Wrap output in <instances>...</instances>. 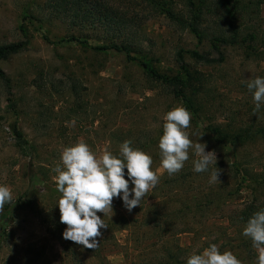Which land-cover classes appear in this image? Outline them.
<instances>
[{
  "label": "rangeland",
  "instance_id": "1",
  "mask_svg": "<svg viewBox=\"0 0 264 264\" xmlns=\"http://www.w3.org/2000/svg\"><path fill=\"white\" fill-rule=\"evenodd\" d=\"M58 1L63 0H0V45L26 43L19 52L0 59V68L10 78L9 83L0 79V184L10 188L14 200L22 201L28 189L38 203L34 210L20 214L14 236L0 248V264H75L69 262L60 242L46 233L50 212L39 213V209L58 212L61 193L52 169L61 163L63 149L83 141L99 157L106 150L118 151L125 140L139 149L153 137L159 138L165 114L185 106L175 94L148 78L140 59L172 74L183 63L178 51L210 47V42L199 43L189 28L144 0H86L90 12L87 24L109 9L116 11L113 15L119 19H128L125 26L114 30L115 35L109 24L85 28L80 34L79 26L72 23L76 13L73 7L70 13H62L63 19L54 15L50 5ZM175 1L177 11H186L185 0ZM252 1L239 2L245 10L240 12L238 22L242 35L256 34L253 40L222 47L225 58L213 64L197 63L185 54L184 62L207 78L197 97L199 112L185 107L192 114L190 139L205 143L206 151H215L221 172L220 181L210 184L209 173L193 171V161L198 157L189 150V171L195 177L174 191L175 207L179 205L176 199L194 195L202 196L206 203L209 198L204 196L221 189L219 186L230 179L220 163L222 151L211 141L213 127L220 123L237 129L251 122L264 126V106L255 111L253 95L246 87L247 80L264 77V0H259V7L252 6ZM220 25L225 26V20L219 21L214 12L203 22L209 32ZM72 35L83 36L84 42L71 39ZM121 42L136 47L131 57L137 59L115 49L94 48ZM212 56L218 54L213 52ZM73 85L77 86L76 92ZM14 124L28 141L23 146L17 143ZM115 131L123 140L112 137ZM255 138V144L249 142L240 148V156L248 153L254 156L252 164L264 163V135ZM158 145L142 149L154 159V171L161 165ZM228 152L232 154V146ZM164 173L158 172L160 176ZM249 194V189L240 188L227 205H222L219 196L210 195L215 202L209 203L205 212L179 219L196 223L191 222L190 231L178 234L177 241L190 255L216 244L221 253L233 252L242 264H257L258 250L250 238L242 235L245 227L227 218L232 207ZM128 238L127 231L119 232L117 244L110 247L104 262L88 254L85 264H129L138 252Z\"/></svg>",
  "mask_w": 264,
  "mask_h": 264
},
{
  "label": "trees",
  "instance_id": "2",
  "mask_svg": "<svg viewBox=\"0 0 264 264\" xmlns=\"http://www.w3.org/2000/svg\"><path fill=\"white\" fill-rule=\"evenodd\" d=\"M241 1L185 0L184 8H186V11L179 12L175 8V0H144L153 9L166 12L167 15L182 23L185 28H189L199 38V43H203V40L210 42L208 50L181 49L178 51L179 60H182L183 63L179 71L172 74L161 72L151 62L140 59V63L143 65L148 78L168 89L170 93L175 94L186 108L199 112L198 108L201 104L198 103L197 97L201 89H204L207 78L202 71L196 69L191 63L184 62L185 54H188L197 63L213 64L225 58L222 47L240 44L246 40H253L256 37L254 32L242 35L240 29L238 18L240 12L245 10V7H239L238 5ZM50 3L53 4L52 2ZM252 3V6L256 5L259 7L261 2L253 0ZM61 4L63 7H61ZM87 5L86 0H63L62 3L58 1L56 4L50 5V9L56 17L63 19L62 13H66V11V14L70 13V7H73L76 12V19H72V23L74 27L76 25L79 26L78 29L81 30L80 34H82L85 28H96L102 25L106 26V24H109L114 33V30L120 28V25L125 26L128 21L124 17H120L119 19L118 16L113 15L116 11L113 10V12L112 9H109L108 13L95 16L91 23L87 24L85 21L90 19V15L87 14L90 12L86 10ZM247 8H251V6H247ZM210 12L217 13L219 21L225 20V26L220 25L217 30H211L210 32L206 27H203L206 15ZM81 37L83 36L72 35L70 38L84 42ZM112 40L115 39L112 38ZM25 44L24 41H20L18 43L13 42L0 45V59H6L19 52ZM94 48L115 49L119 52H125L130 57L133 53L137 52L136 47H133L131 43L124 42L109 43L95 46ZM213 52L217 53L218 57H213ZM131 58L137 59V57ZM0 79L7 83L10 81V78L2 68H0ZM73 88L76 92L77 86L73 85ZM14 105L16 106V103ZM13 129L17 143L21 146L28 143L17 124L13 125ZM211 132L214 135L211 141L221 149L220 163L224 165L226 169L225 175L230 177V179L229 181L225 180V183L219 186L221 189L207 193L204 196V198L207 196L209 198L206 203L202 199V196L194 195L189 198L176 199L179 205L177 207L173 206L175 201L174 195H176L174 191L179 186H183L189 178L191 180L195 177L189 171L191 164L188 160L179 173L169 176L165 172L160 176L159 183L155 189L150 191L141 201V205L134 208L132 212H128L124 208L122 200L114 198V213H109L104 217L108 228L102 229V235L96 238L99 243L96 249H87L82 245H77L72 241L63 239L62 233L67 226L60 222V215H57L60 214L59 209H56L58 212L55 214H51L53 213L52 210L39 209V213L50 212L48 213L49 220L47 222L46 233L54 236L60 242L63 252L69 258V262L75 264H85L84 258L88 254L95 257L98 262H104L110 247L117 244V234L122 231L128 232V239L132 240L134 244L133 249L138 252L132 255L133 258L129 260V264H186L190 254H188L187 248L177 241V235L190 231L192 229L191 222H196L194 220L181 221L179 219H182V217L189 218L190 216L188 215L191 213L205 212L209 203L215 202L214 198L218 196L222 205L230 204L232 196H236L235 194L239 192L240 188L249 189L250 194L246 199L232 207V213H229L227 216L229 222L246 227L247 221L253 214L264 209V163L257 161L258 163L252 164V157L254 156L248 153L246 156H240L241 147L249 142L255 144L257 139L255 137L264 135V126L251 122L248 125L234 129L229 125L219 123L212 128ZM162 134L163 130L159 138L153 137L146 143L144 142L143 146L139 147V149L145 151L148 147L158 145ZM112 137H117L116 139H120L119 141L123 140L119 135V131L113 132ZM230 146L233 149L232 154L228 152ZM119 148L117 147V150ZM111 153L118 156L119 150ZM155 160L159 161L160 157ZM256 165H260V169H256ZM125 178L127 179V176ZM131 187L132 185L130 184ZM210 195H214V198L210 197ZM37 204V200L31 198L27 189L25 191V198L22 201L13 199L11 204L5 205L4 211L0 213V248H3L14 236L17 226L16 221L20 214L26 210H34V206ZM97 214L103 219V213L98 212ZM218 232H220V229Z\"/></svg>",
  "mask_w": 264,
  "mask_h": 264
},
{
  "label": "clouds",
  "instance_id": "3",
  "mask_svg": "<svg viewBox=\"0 0 264 264\" xmlns=\"http://www.w3.org/2000/svg\"><path fill=\"white\" fill-rule=\"evenodd\" d=\"M246 87L253 95L255 111L261 110L264 106V77L247 80ZM163 119V134L158 145L161 156L159 170H152V157L131 147L130 140L120 145L118 156L106 150L98 157L83 141L63 149L61 163L52 169L57 174L53 177L57 191L61 193L56 205L60 211V222L67 226L62 233L63 239L87 249H96L99 245L96 238L102 235V229L108 228L104 217L114 213L113 199L122 200L124 208L132 212L158 185V172L162 170L172 176L184 168L189 160V150L198 157L193 161V171L209 173L210 184L220 181L221 171L217 167L215 151H206L205 143L190 139L191 112L177 106L168 111ZM12 200L10 188L0 184V213ZM98 212L104 214L103 219ZM242 235L250 238L253 247L258 250L257 264H264V209L254 213L247 221ZM186 264L242 262L233 252L221 253L216 244H210L202 253L190 255Z\"/></svg>",
  "mask_w": 264,
  "mask_h": 264
}]
</instances>
